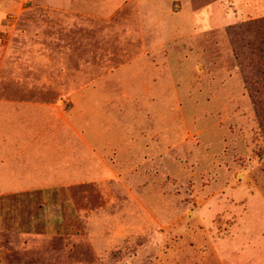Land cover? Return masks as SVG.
Here are the masks:
<instances>
[{
  "label": "rangeland",
  "instance_id": "obj_1",
  "mask_svg": "<svg viewBox=\"0 0 264 264\" xmlns=\"http://www.w3.org/2000/svg\"><path fill=\"white\" fill-rule=\"evenodd\" d=\"M43 1L0 0V103L47 109L23 126L6 107L0 135L47 156L70 133L54 121L67 105L76 135L116 140L92 142L99 157L69 140L75 171L95 179L0 189V264H264V118L228 33L264 18V0L153 13L127 0L115 15Z\"/></svg>",
  "mask_w": 264,
  "mask_h": 264
},
{
  "label": "crops",
  "instance_id": "obj_2",
  "mask_svg": "<svg viewBox=\"0 0 264 264\" xmlns=\"http://www.w3.org/2000/svg\"><path fill=\"white\" fill-rule=\"evenodd\" d=\"M38 1V0H36ZM54 1H59V3H54ZM127 0H44L43 2L46 4L58 6V5H65L68 8V12L71 13H87V12H93L94 14L99 15H109V14H116L118 11L122 8L121 4H125ZM142 1V0H141ZM140 2V5L147 7L148 11H152V13L155 11L156 8H161L160 3L162 0H143ZM168 1L164 2V6ZM185 4L188 5V2L190 4V0H184ZM89 6L91 9L86 8ZM92 6V7H91ZM159 6V7H158ZM94 7V8H93ZM168 7V5L166 6ZM3 14V13H2ZM113 15V16H114ZM111 18V17H110ZM148 62L147 57H142L138 59L136 62L141 63L145 59ZM135 62V63H136ZM134 65L131 68V71L125 70V72H140V66ZM149 70L155 71V66H150ZM156 68V67H155ZM155 73V72H154ZM0 117L3 115L6 118V107H11L13 109L12 114L16 117L15 121L19 125H27L29 121V117L36 118L37 115L40 114H46L47 109L46 106L39 104L38 108L45 109L44 112L36 111V108L29 109L28 111H23L24 106H31L34 105L30 102H3L0 103ZM65 104V103H61ZM60 104V105H61ZM35 106V105H34ZM74 109L66 107L64 108V112L58 111L56 114V118H54V121L58 122V125L62 128L63 131H69L70 133H60V134H54L51 138V146L50 148L53 149L51 154H48L47 156L44 155L42 152H35V150H32V148L37 143V138H39L38 135L35 134H28L27 141L31 144L29 145V149L33 151V155H36L35 159L30 158L26 159L25 155V148L23 147V143L25 139H22L20 133H15L14 138L16 139V142L14 139H12V134L6 133L4 136L0 135V189H6V188H15V189H21V190H39V189H60L64 187H68L69 184L74 183L76 179H83V180H89V179H95L97 178L96 175H93V172L90 169H87L83 173L80 171H75L76 167V160L73 157V153L69 152V140H75V138H78L84 146L88 148V151L92 154L94 153L95 156H98V148L96 146H92V142H105L107 140H116L115 137L113 138H103V136L97 132H100L99 129L95 126L97 129L96 133L91 135H76L75 133V119H74ZM24 112L28 113V118L26 121H22V118L24 117ZM23 114V115H22ZM91 116H94V121L102 122V119L106 117V114L102 112L100 108L96 109L94 112L92 111L90 113ZM90 118V124H92V120ZM48 117V114H47ZM51 118H53L51 116ZM88 123V125H90ZM103 126V122H102ZM104 125L103 127H105ZM115 133H113L114 136ZM50 135V134H49ZM20 141V142H19ZM8 142L11 144V146H15L17 152L14 153V160L12 159V154L10 156L9 154V146ZM8 147V150H7ZM34 152L36 154H34ZM75 153V152H74ZM49 159V160H48ZM33 160V161H32ZM20 167L22 169H20ZM90 170V171H89Z\"/></svg>",
  "mask_w": 264,
  "mask_h": 264
},
{
  "label": "trees",
  "instance_id": "obj_3",
  "mask_svg": "<svg viewBox=\"0 0 264 264\" xmlns=\"http://www.w3.org/2000/svg\"><path fill=\"white\" fill-rule=\"evenodd\" d=\"M236 56L241 60L245 84L264 118V18L231 28Z\"/></svg>",
  "mask_w": 264,
  "mask_h": 264
}]
</instances>
